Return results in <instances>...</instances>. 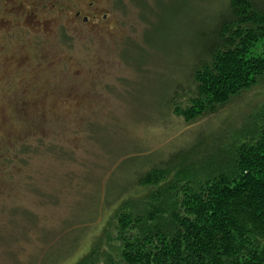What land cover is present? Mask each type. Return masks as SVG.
I'll return each mask as SVG.
<instances>
[{
	"label": "rangeland",
	"instance_id": "obj_1",
	"mask_svg": "<svg viewBox=\"0 0 264 264\" xmlns=\"http://www.w3.org/2000/svg\"><path fill=\"white\" fill-rule=\"evenodd\" d=\"M9 1L0 139L18 140L3 151L21 158L0 164V264H76L107 217L102 199L136 168L192 140L206 150L264 116V80L198 123L163 116L225 0H108L97 27L51 14L49 0Z\"/></svg>",
	"mask_w": 264,
	"mask_h": 264
},
{
	"label": "trees",
	"instance_id": "obj_2",
	"mask_svg": "<svg viewBox=\"0 0 264 264\" xmlns=\"http://www.w3.org/2000/svg\"><path fill=\"white\" fill-rule=\"evenodd\" d=\"M225 1L199 33L187 82L163 116L198 123L264 80V0ZM193 141L143 163L130 185L104 196L107 217L76 264H264V116L206 150ZM0 142V164L19 161L3 151L18 140Z\"/></svg>",
	"mask_w": 264,
	"mask_h": 264
},
{
	"label": "flooded vegetation",
	"instance_id": "obj_3",
	"mask_svg": "<svg viewBox=\"0 0 264 264\" xmlns=\"http://www.w3.org/2000/svg\"><path fill=\"white\" fill-rule=\"evenodd\" d=\"M9 2L12 1L6 0L7 4H10ZM49 3L51 4L49 7L53 9L51 14L67 15V19L71 17L73 25L76 27L87 25L97 27L99 22L109 19L113 7V2L108 0H49ZM20 7L19 5L18 8ZM11 8L12 12L15 11L13 6ZM7 39L9 38L7 37Z\"/></svg>",
	"mask_w": 264,
	"mask_h": 264
}]
</instances>
